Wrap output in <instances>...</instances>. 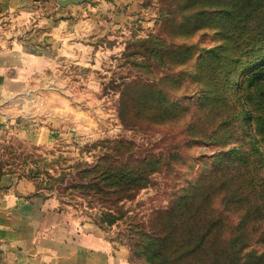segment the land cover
Returning <instances> with one entry per match:
<instances>
[{
    "label": "rangeland",
    "instance_id": "374dc122",
    "mask_svg": "<svg viewBox=\"0 0 264 264\" xmlns=\"http://www.w3.org/2000/svg\"><path fill=\"white\" fill-rule=\"evenodd\" d=\"M182 2H58L42 23L35 14L0 24V53L33 50L20 72L25 87L4 108L0 162L57 200L39 227L42 264H56L58 242L59 264H91L87 253L63 255L69 241L55 237L67 226L101 231L107 264H149L137 257L134 233H148L157 212L191 192L208 193L226 226L245 221L248 245L239 242L234 264H264V203L226 204L229 188L212 180L243 160L247 182L264 191V140L255 142L264 136V59L250 51L264 14L225 33L211 19L215 2Z\"/></svg>",
    "mask_w": 264,
    "mask_h": 264
},
{
    "label": "trees",
    "instance_id": "16d2710c",
    "mask_svg": "<svg viewBox=\"0 0 264 264\" xmlns=\"http://www.w3.org/2000/svg\"><path fill=\"white\" fill-rule=\"evenodd\" d=\"M200 1L202 0H186L182 5L184 8H190ZM209 1L215 2L220 9V14L211 19L219 23L217 25L222 27L221 30L225 33L231 30L237 34L238 30L249 21V16L264 14V0ZM200 13L201 10L198 14ZM253 34L255 35L250 39V51L262 53L260 59L263 60L264 25L258 24V27L253 29ZM261 78L262 75H258L252 80L250 96ZM245 112L249 110L245 108ZM261 135L263 136L262 133ZM262 136H259L255 142L262 138L264 140ZM6 167L8 165L4 166L0 162V179L6 174L14 173L6 170ZM249 170V163L244 164L243 160L226 170L221 171L220 167L216 169L212 177L214 183L216 180H222L223 185L229 188L223 198L224 203H241V205L249 203L252 205L250 207L256 210L258 209L256 203L259 205L261 201L264 203V191L260 190V182L246 180ZM246 182L248 186L245 188ZM255 192L258 195L252 197ZM199 196V192L198 194L191 192L177 205L174 202L168 209L157 212L150 221L148 233L136 231L134 238L139 237L135 238L137 257L140 259L143 257L149 264H234V259L237 257L235 249L239 246V242H242L241 246L248 245L244 240L246 228L242 225L245 221L236 228L226 226L225 218L209 210L212 199L208 193L200 196L201 198H198ZM242 252L243 249L240 248L239 253ZM245 256L246 254L242 255L243 258Z\"/></svg>",
    "mask_w": 264,
    "mask_h": 264
},
{
    "label": "crops",
    "instance_id": "0c3cea01",
    "mask_svg": "<svg viewBox=\"0 0 264 264\" xmlns=\"http://www.w3.org/2000/svg\"><path fill=\"white\" fill-rule=\"evenodd\" d=\"M60 0H0V24L12 21L19 25L36 14L42 23L45 11L57 10ZM47 22L49 19H45ZM33 50L5 49L0 53V149L5 122V105L12 98V92L21 84V68ZM8 100V101H7ZM51 197L45 200L37 195L33 182L8 174L0 179V264H42L44 248L38 245L39 227L45 214L50 215L57 205ZM42 219V220H41ZM66 235H57L55 240L69 241L68 250L63 255L70 258L82 254L90 255L91 264H107V242L99 230L85 228L81 235L67 226ZM60 242L51 248L52 262L59 264ZM22 250L20 254L18 249ZM67 254V255H66Z\"/></svg>",
    "mask_w": 264,
    "mask_h": 264
},
{
    "label": "water",
    "instance_id": "95a60500",
    "mask_svg": "<svg viewBox=\"0 0 264 264\" xmlns=\"http://www.w3.org/2000/svg\"><path fill=\"white\" fill-rule=\"evenodd\" d=\"M83 1H85V0H61V1H59V4L63 7H65L71 3L77 4V3H80Z\"/></svg>",
    "mask_w": 264,
    "mask_h": 264
}]
</instances>
